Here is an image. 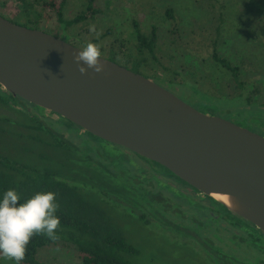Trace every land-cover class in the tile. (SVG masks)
<instances>
[{"label":"water","instance_id":"water-1","mask_svg":"<svg viewBox=\"0 0 264 264\" xmlns=\"http://www.w3.org/2000/svg\"><path fill=\"white\" fill-rule=\"evenodd\" d=\"M81 49L0 15V89L164 166L264 231L263 137L107 58L104 72L81 74Z\"/></svg>","mask_w":264,"mask_h":264},{"label":"rangeland","instance_id":"rangeland-1","mask_svg":"<svg viewBox=\"0 0 264 264\" xmlns=\"http://www.w3.org/2000/svg\"><path fill=\"white\" fill-rule=\"evenodd\" d=\"M94 4L100 13L87 18L81 24L82 29L77 25L68 32L58 27L48 7L35 4L34 8L43 9L44 16L49 17L40 19L39 29L45 32L50 30L52 34L70 42L96 37V33L89 31L90 25H95L99 34L110 29L109 34L93 43L104 47L114 41L126 42V47H121L123 51L117 54L118 64L149 78L150 72L143 63L139 59L134 60L135 51L130 45L134 43L131 21H137L144 31L154 26L157 35L154 53L167 68L162 71L154 63L155 60L147 57L151 67L149 70L161 80L157 82L200 112L229 120L264 137L261 125L248 118L242 119L241 115L234 113L236 110L227 108L232 102L238 103L239 98L232 96L220 100L226 103L224 107L206 106V97L202 95L204 90L210 93L217 89L233 93L235 85L228 71L211 58L212 41L219 56L226 57L232 65L239 67V79L244 89L251 86L264 90V0H95ZM83 5L84 0H66L64 17L78 13ZM166 6L172 10L173 20L164 16ZM19 7V0H0V15L23 25L24 17L17 13ZM77 31L82 35L77 37ZM102 54L107 58L105 50ZM188 85H193L200 94L195 95V89ZM215 95L218 96L214 98H221L219 96L223 92ZM9 131L7 127L0 136L3 145L10 141ZM108 211L126 240L141 249L138 264H207L189 248L181 247L152 227L140 225L117 211ZM36 259L40 264H80L79 253L73 247L61 244L42 247ZM0 264H15V261L0 256Z\"/></svg>","mask_w":264,"mask_h":264},{"label":"trees","instance_id":"trees-1","mask_svg":"<svg viewBox=\"0 0 264 264\" xmlns=\"http://www.w3.org/2000/svg\"><path fill=\"white\" fill-rule=\"evenodd\" d=\"M94 2L95 0H84V5L78 13L65 18L63 8L66 0H19L20 7L17 13L24 17V26L39 29L40 19L49 18L42 13L43 9L40 11L34 8L35 4H40L48 7L58 27L63 32H68L71 27L77 25L82 29L81 24L87 18L100 13ZM164 16L170 20L174 19L169 6L164 7ZM131 26L134 43L130 45L135 51L134 60L139 59L150 72L149 78L158 84L161 80L149 70L151 67L148 65L150 62L147 57L155 60L154 63L162 71L167 68L157 60L154 53L157 42L155 27L150 26L149 30L144 31L135 20L131 21ZM49 31L46 32L52 34ZM109 33L110 29H107L105 33L96 37L79 38L78 42H68L84 48L88 42H96ZM80 35L82 34L77 31L76 36ZM211 46V58L228 71L235 85L240 88L242 81L239 79V67L216 53L214 41L211 42ZM121 47L125 48L126 42L114 41L107 46H101V52L105 50L109 60L120 63L117 62V54L123 51ZM188 86L194 89L193 85ZM36 107L19 96L0 89V136L7 127L10 128L11 134L7 145L0 142V199L10 188L18 191L21 203L37 192L52 191L57 193L60 205L56 213L61 221L58 230L59 240L53 242L46 236H33L27 245L26 258L21 264H40L36 259L38 250L51 244L73 247L79 253L80 264H138L141 249L126 240L108 211H117L140 225L158 229L146 221L131 204L134 201L131 197L132 189L119 186V183L124 182L127 187H132L134 183L132 178L124 174L122 179L114 175L109 164L92 162L93 153L82 149L81 140L88 136L97 137L86 131L79 132L78 126L51 111L36 113L34 112ZM201 197L209 203L212 201L207 196ZM206 210L202 208L203 213ZM223 213L232 219L226 210ZM221 215L220 212L219 221H225L227 217L223 219ZM229 224L234 226L235 218ZM168 237L181 247L189 248L207 264H211L210 260L215 264L216 261L220 262V259H211L209 255H202L193 247H188L185 242H179L172 234Z\"/></svg>","mask_w":264,"mask_h":264},{"label":"flooded vegetation","instance_id":"flooded-vegetation-1","mask_svg":"<svg viewBox=\"0 0 264 264\" xmlns=\"http://www.w3.org/2000/svg\"><path fill=\"white\" fill-rule=\"evenodd\" d=\"M262 82L264 86V80ZM243 85L241 84L240 88L233 85V93L218 89L210 93L207 90L202 91V95L206 97L204 105L224 107L226 103L220 100L232 96L239 98L238 103L229 102L227 108L236 110L234 113L237 112L242 119L248 118L264 128V90L251 86L244 89ZM221 92H223V95L219 96L221 98H214L218 96L216 93ZM194 93L200 94L197 90ZM37 107L34 109L36 113L48 111ZM14 114L16 115L15 112ZM16 117L18 118V115ZM78 130L84 131L80 127ZM81 145L83 150L93 153L92 162L109 164L114 175L122 179L124 174L132 178L134 182L132 187H127L124 182L119 183V186L132 189L131 197L134 201L131 204L146 221L158 227L156 231L167 236L172 234L179 242H185L188 247H193L202 255L220 259V262L216 261L217 264H264V231L248 220L223 205V208L220 207L215 199L211 198V203L202 200L196 189L164 166L134 154L122 146L89 136L82 138ZM202 208L207 210L203 213ZM224 210L232 219L224 215ZM220 212L223 219L227 217L225 221H219ZM233 218L236 221L234 226L229 224ZM210 263L215 264L211 260Z\"/></svg>","mask_w":264,"mask_h":264},{"label":"clouds","instance_id":"clouds-1","mask_svg":"<svg viewBox=\"0 0 264 264\" xmlns=\"http://www.w3.org/2000/svg\"><path fill=\"white\" fill-rule=\"evenodd\" d=\"M89 31L99 35L95 25H90ZM102 55L101 45L88 42L74 55V61L81 74H86L88 69L101 73L105 71ZM20 200V194L12 188L5 191L0 199V256L15 261V264L25 260L27 245L33 236H46L56 242L61 226L56 215L60 207L57 193L37 192L23 203Z\"/></svg>","mask_w":264,"mask_h":264}]
</instances>
